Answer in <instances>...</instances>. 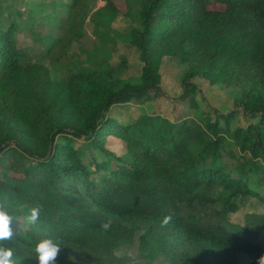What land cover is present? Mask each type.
Here are the masks:
<instances>
[{
    "label": "trees",
    "instance_id": "obj_1",
    "mask_svg": "<svg viewBox=\"0 0 264 264\" xmlns=\"http://www.w3.org/2000/svg\"><path fill=\"white\" fill-rule=\"evenodd\" d=\"M80 1L48 15L54 36L64 22L82 27ZM213 1L225 10H210ZM105 8L83 60L55 42L30 57L13 40L18 22L0 27V206L13 233L0 245L14 249L18 264H39L36 245L48 238L64 261L257 264L264 212L245 225L228 220L264 191V0H138L125 13L105 0ZM119 14L130 19L135 76L126 58L113 61ZM168 57L187 66L186 116H111L160 88ZM196 79L223 84L234 107L221 111L203 97L201 107ZM110 138L125 145L122 154ZM137 237L138 257L120 256Z\"/></svg>",
    "mask_w": 264,
    "mask_h": 264
},
{
    "label": "rangeland",
    "instance_id": "obj_2",
    "mask_svg": "<svg viewBox=\"0 0 264 264\" xmlns=\"http://www.w3.org/2000/svg\"><path fill=\"white\" fill-rule=\"evenodd\" d=\"M65 3L72 4L73 0H0V27L2 29L8 28L10 22L15 19L19 24V29L15 30L13 40L17 47L25 49L30 57H38L46 49L49 42H55L57 46H70L69 52L78 54V58L83 60L85 56L81 47L89 46L90 41L87 38L93 35L94 20L107 12L105 0H81L79 5L83 7L82 16L84 19L82 27L76 26L74 22H64L66 24L63 26L65 30L61 33V37H57L50 32L51 26L47 17L56 10H60V7ZM116 3L122 13H125L127 8L135 10L138 7V0H116ZM42 4L45 6L42 7ZM209 9L224 11L225 6L213 1ZM113 28L119 32L117 37L118 49L113 61L118 63L121 58H126L133 66L129 70L128 76H135L137 75V66L141 62L139 54L126 41L131 30L130 19L119 14L113 23ZM70 42L71 44H69ZM186 72L187 66L179 60L170 57L165 58L161 69L162 83L160 88L146 98L113 107L110 115L123 122L132 121L142 114L160 115L171 121L185 117L187 108L184 103L179 101V98L184 93L183 78ZM194 83L199 87L200 94L197 95L196 99H198L201 107H204V103L201 101L202 97L210 106L221 111H228L234 107L232 98L234 95L230 97L228 89L223 84L211 85L209 81L200 79H196ZM109 148L117 154H122L125 151V145L115 138L109 139ZM262 212H264V191H262L259 201L249 199L242 205L239 212L230 215L228 222L245 225L247 215ZM260 241L264 244V233ZM138 253L139 240L137 237L134 244L123 248L119 255L137 258ZM75 256L70 261L57 258L55 264H92L84 258H75ZM155 264H163V261L158 260Z\"/></svg>",
    "mask_w": 264,
    "mask_h": 264
},
{
    "label": "clouds",
    "instance_id": "obj_3",
    "mask_svg": "<svg viewBox=\"0 0 264 264\" xmlns=\"http://www.w3.org/2000/svg\"><path fill=\"white\" fill-rule=\"evenodd\" d=\"M42 205L37 204L30 209V215L27 216L29 224H36L40 218ZM171 220V216H165L162 222V226L168 224ZM12 217L0 206V241L10 239L13 235ZM111 227L110 223L102 224L103 230L107 231ZM60 244L53 241V239L40 240L35 248L36 258L39 264H55L58 254L60 252ZM14 249L12 247H5L0 245V264H18V261L13 259ZM257 264H264V254H261L257 259Z\"/></svg>",
    "mask_w": 264,
    "mask_h": 264
}]
</instances>
